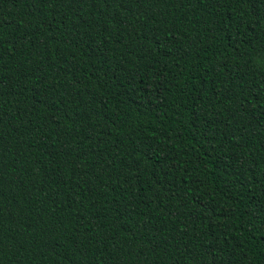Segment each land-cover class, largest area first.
<instances>
[{
	"label": "trees",
	"instance_id": "obj_1",
	"mask_svg": "<svg viewBox=\"0 0 264 264\" xmlns=\"http://www.w3.org/2000/svg\"><path fill=\"white\" fill-rule=\"evenodd\" d=\"M0 264H264V0H0Z\"/></svg>",
	"mask_w": 264,
	"mask_h": 264
}]
</instances>
